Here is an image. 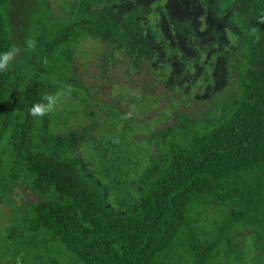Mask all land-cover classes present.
Listing matches in <instances>:
<instances>
[{
  "label": "rangeland",
  "instance_id": "374dc122",
  "mask_svg": "<svg viewBox=\"0 0 264 264\" xmlns=\"http://www.w3.org/2000/svg\"><path fill=\"white\" fill-rule=\"evenodd\" d=\"M237 4V0H11L2 12L22 49L12 63L16 87L20 89L24 77L46 82L47 94L67 85L73 88L54 113L38 118L36 147L75 164L85 179L102 189L114 212L133 210L148 182L167 164L172 144H185L191 131L210 129L251 98L245 74L260 65L257 50L263 23L239 15ZM142 7L144 15L137 16ZM115 14L124 19L118 21ZM128 15L139 18L144 31L146 41L142 35L139 53L125 50ZM83 18L110 20L108 30L118 37L102 31L100 37L85 34L51 47L67 26ZM253 27L259 30V40L249 34ZM29 37L37 41L35 51H23ZM117 139L119 143H114ZM15 174L17 180L12 179L10 149L0 147V263L17 264L19 258L21 264H81L43 232L31 235L21 228L28 210L52 196L38 195L24 171ZM233 212L227 205L198 203L188 215L184 238L193 227L202 236H212L221 219ZM12 228H20L23 238L9 240ZM184 238L168 255L173 264H192ZM260 241L249 230L230 234L215 264H264Z\"/></svg>",
  "mask_w": 264,
  "mask_h": 264
},
{
  "label": "trees",
  "instance_id": "16d2710c",
  "mask_svg": "<svg viewBox=\"0 0 264 264\" xmlns=\"http://www.w3.org/2000/svg\"><path fill=\"white\" fill-rule=\"evenodd\" d=\"M10 2L0 0V53L16 46L2 12ZM237 2L239 15L264 17V0ZM143 10L140 8L137 16L144 15ZM117 15L118 21L124 19ZM131 16L125 18L129 29L123 38L124 49L136 53L142 35L146 40L139 18ZM110 22L80 19L67 26L51 47L71 43L85 34L100 37L102 31L117 38L108 30ZM260 38V65L245 74L252 88L251 98L210 129L191 131L185 144H172L164 169L148 182L128 213L114 212L106 204L102 189L85 179L75 164L36 147L33 135L38 118L28 113L33 103L47 94L46 82L23 77L19 89L12 65L0 73V143L8 136L0 147L10 149L12 179L17 180L15 171L20 169L30 176L38 195L52 196L28 210L21 228L31 235L43 232L81 264H173L168 255L184 238L191 209L211 201L234 212L221 219L212 236H202L196 227L188 231L184 246L192 264H215L229 235L247 230L260 236L264 263V23ZM19 229H10L9 240L23 238Z\"/></svg>",
  "mask_w": 264,
  "mask_h": 264
},
{
  "label": "clouds",
  "instance_id": "9594fccd",
  "mask_svg": "<svg viewBox=\"0 0 264 264\" xmlns=\"http://www.w3.org/2000/svg\"><path fill=\"white\" fill-rule=\"evenodd\" d=\"M259 23H264V17H261ZM258 29L253 27L249 29V34L253 36L256 40H259ZM37 47V41L34 38H27L24 41L23 51H35ZM22 49L20 46H13L9 50L0 53V73L7 72L12 65L13 61L17 56L20 55ZM73 91L71 85H67L55 93L44 94L41 99L31 106L29 109V115L34 118H43L57 110L58 105L62 102L63 98L70 96ZM126 118V117H122ZM114 143H119V140H114ZM17 264H21L19 258L17 259Z\"/></svg>",
  "mask_w": 264,
  "mask_h": 264
}]
</instances>
